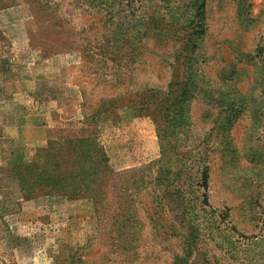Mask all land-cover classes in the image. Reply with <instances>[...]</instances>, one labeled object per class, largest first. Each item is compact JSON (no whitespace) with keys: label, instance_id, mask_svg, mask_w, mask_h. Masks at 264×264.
Masks as SVG:
<instances>
[{"label":"rangeland","instance_id":"obj_1","mask_svg":"<svg viewBox=\"0 0 264 264\" xmlns=\"http://www.w3.org/2000/svg\"><path fill=\"white\" fill-rule=\"evenodd\" d=\"M197 5L0 0V264H264V0ZM83 141L90 197L14 178Z\"/></svg>","mask_w":264,"mask_h":264},{"label":"trees","instance_id":"obj_2","mask_svg":"<svg viewBox=\"0 0 264 264\" xmlns=\"http://www.w3.org/2000/svg\"><path fill=\"white\" fill-rule=\"evenodd\" d=\"M205 0H197V9L201 11L204 8ZM142 99L144 98V102L142 105L145 110L144 113L151 114L152 102H153V92L150 94L148 91H143ZM124 99L122 97H117L113 99L106 100L101 107H106L107 112L113 116V118L121 119L122 115L120 111H125L126 114H131L135 116L142 112L143 109L138 108L139 104L133 103L135 105L131 106V103L134 102L132 100L126 101L124 108H121L120 104ZM111 106L120 107V109H111ZM130 107L131 111H128ZM114 108V107H113ZM99 112L100 109H98ZM165 116V115H164ZM81 138V137H79ZM74 139V138H72ZM72 139H67L64 142H59V145H63V143H69L76 145L78 141H73ZM79 140L78 138H76ZM82 140V139H81ZM52 143V142H51ZM99 144H94L93 142L87 143L86 141L79 142V150L68 149V152L73 153V159L67 161L60 160L52 153V151H46L47 156L50 158L49 165L46 170H41L42 164V153H44V148H37L35 150V154L38 156V159L30 158L29 160H25L21 165L15 166L13 170V176L15 179L19 181V185L24 182L22 180L23 175L21 172H30L33 175V179L31 184L35 189L40 188H48L45 194L60 196L62 198L72 200V199H80V198H88L90 197L91 189H94L91 185L98 184L96 181L107 171H111L110 167L107 165L106 161L108 160L106 154L103 150L99 149ZM50 148V147H49ZM47 150V149H46ZM162 160V159H161ZM65 164L64 167H61V164ZM70 165H75L72 170L69 168ZM39 180H42L41 183ZM91 181L93 183H91ZM96 186V185H95Z\"/></svg>","mask_w":264,"mask_h":264}]
</instances>
